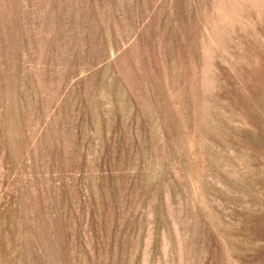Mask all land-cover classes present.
Masks as SVG:
<instances>
[{
  "label": "rangeland",
  "instance_id": "1",
  "mask_svg": "<svg viewBox=\"0 0 264 264\" xmlns=\"http://www.w3.org/2000/svg\"><path fill=\"white\" fill-rule=\"evenodd\" d=\"M0 264H264V0H0Z\"/></svg>",
  "mask_w": 264,
  "mask_h": 264
}]
</instances>
